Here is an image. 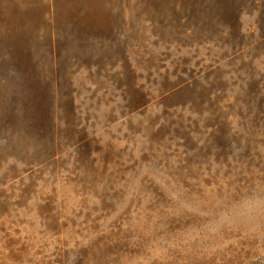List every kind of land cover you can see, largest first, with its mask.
<instances>
[{"label":"rangeland","instance_id":"rangeland-1","mask_svg":"<svg viewBox=\"0 0 264 264\" xmlns=\"http://www.w3.org/2000/svg\"><path fill=\"white\" fill-rule=\"evenodd\" d=\"M0 264H264V0H0Z\"/></svg>","mask_w":264,"mask_h":264}]
</instances>
